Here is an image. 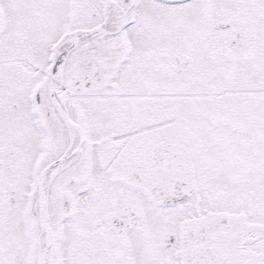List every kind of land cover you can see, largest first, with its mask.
Listing matches in <instances>:
<instances>
[{
    "label": "snow or ice",
    "instance_id": "obj_1",
    "mask_svg": "<svg viewBox=\"0 0 264 264\" xmlns=\"http://www.w3.org/2000/svg\"><path fill=\"white\" fill-rule=\"evenodd\" d=\"M0 264H264V0H0Z\"/></svg>",
    "mask_w": 264,
    "mask_h": 264
}]
</instances>
